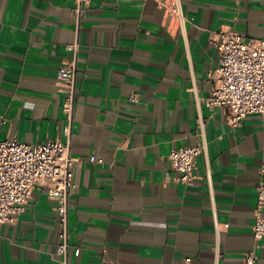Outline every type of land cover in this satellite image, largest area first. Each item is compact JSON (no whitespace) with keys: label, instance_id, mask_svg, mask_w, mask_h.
I'll list each match as a JSON object with an SVG mask.
<instances>
[{"label":"crops","instance_id":"crops-1","mask_svg":"<svg viewBox=\"0 0 264 264\" xmlns=\"http://www.w3.org/2000/svg\"><path fill=\"white\" fill-rule=\"evenodd\" d=\"M171 1L89 0L76 22L73 0H0V139L68 140L79 159L68 201L69 244L79 253L70 248L68 264H213L208 169L219 264H245L251 250L264 264V238L251 232L264 114L232 127L222 107L204 101L216 32L264 37V0H180L183 29L164 6ZM62 60L77 69L69 137ZM203 138L194 177L177 180L168 153ZM55 206L42 188L32 190L22 213L0 227V264H59Z\"/></svg>","mask_w":264,"mask_h":264},{"label":"built area","instance_id":"built-area-1","mask_svg":"<svg viewBox=\"0 0 264 264\" xmlns=\"http://www.w3.org/2000/svg\"><path fill=\"white\" fill-rule=\"evenodd\" d=\"M72 13L76 22L85 14L89 0H73ZM168 14L177 19L183 29L187 19L180 0H172L164 5ZM217 52L216 63L209 73L212 88L204 100L209 106L222 107L226 122L234 127L248 114H264V37H247L244 33L220 28L213 40ZM71 45H67L70 47ZM77 69L75 61L62 60L57 70V79L63 93L62 111L67 123L64 134L70 136V126L75 104V85ZM138 94L132 92L129 100L138 102ZM200 134H204V119L197 118ZM206 150L203 141L197 145H180L170 150L168 159L176 173V179L184 183L193 177L196 157ZM92 162L102 163L103 159L95 154L89 155ZM79 159L70 153L69 141L47 139L43 142H24L16 138L0 139V227L11 222L22 213L26 202L36 187L44 190L48 197L56 201V213L59 221V241L55 253L59 255V264H68L71 245L68 231V201L75 186L73 172ZM264 175V165L259 168ZM208 185V199L215 229L213 243L214 261L219 264L221 257L217 208L209 169L205 173ZM264 181L255 186V218L251 226L254 239L264 238ZM74 255L78 247L71 248ZM245 264H254L257 258L254 250L244 254ZM104 264H115L105 261ZM182 264H193L186 257Z\"/></svg>","mask_w":264,"mask_h":264}]
</instances>
